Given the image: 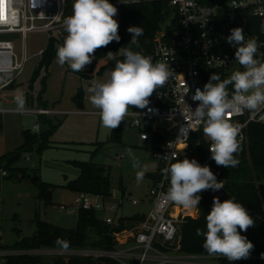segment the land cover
<instances>
[{
	"label": "built area",
	"instance_id": "2783aa9c",
	"mask_svg": "<svg viewBox=\"0 0 264 264\" xmlns=\"http://www.w3.org/2000/svg\"><path fill=\"white\" fill-rule=\"evenodd\" d=\"M166 1L173 8L172 20L168 29L161 25V30L154 38L151 57L154 63H166L172 76L162 87L156 89L145 109L130 107L129 115L122 122L124 128L136 129L140 139L149 143L150 157L158 162V168L151 177L153 185L149 189L152 209L139 220L129 222L119 216V212L127 201L139 203L130 193H111L105 196L78 192L75 197L77 211L70 209L69 212L78 213L80 209L93 210L95 213L108 212L103 221L109 235L114 237L119 247L115 250L69 248L67 251H61L57 247L14 249L2 247L0 239V256L4 260L10 255H29L44 257L45 264H55L57 259L68 262L71 258L89 257L110 258L120 264H135L136 261L137 264H206L202 261L212 257L170 255L171 252H180L181 225L188 216L196 217L198 208L185 209L167 200L170 180L162 175L161 169L165 167V161L160 156L175 151L178 159H195L201 166L212 161L209 151L211 141L203 135L202 125L193 122L196 131H189L187 139L181 136L180 128L186 126L181 111L188 106L195 109L198 102L192 101V95L197 88L203 90L212 73L224 71L228 77L234 68L243 70L234 59L236 47L229 45L225 39L232 28H242L246 40L256 39V56L264 59V0H235L237 7L230 6L233 0ZM109 2L118 7L129 3L121 0ZM66 11L67 0H0V36L21 34L25 41L31 31L51 35L64 26ZM28 60L25 47L23 57L17 59L14 41L0 39V93L17 81ZM33 113L47 116L55 112L41 108ZM169 117L173 119L170 120ZM227 118L240 129V143L247 140L250 124L264 126V110L255 115L244 110L229 114ZM33 131L38 132L39 127L34 126ZM145 135L147 139H144ZM170 142L171 148L168 147ZM184 144H187L186 148L181 147ZM202 145L206 146L205 160L198 152V147ZM1 174L7 176L8 172L1 170ZM197 195L202 198L203 191ZM61 208L65 210L66 206L62 204ZM131 240L132 245L125 246Z\"/></svg>",
	"mask_w": 264,
	"mask_h": 264
},
{
	"label": "clouds",
	"instance_id": "9594fccd",
	"mask_svg": "<svg viewBox=\"0 0 264 264\" xmlns=\"http://www.w3.org/2000/svg\"><path fill=\"white\" fill-rule=\"evenodd\" d=\"M230 6L237 7L235 0ZM117 13L118 9L109 0H74L72 15L63 21L67 35L62 45H56V62L61 66L67 64L74 72H81L93 63L97 49L113 41L119 43V24L114 19ZM127 31L131 40L123 49V59H116L109 52V57L116 60L114 70L106 81H96L86 90L91 93L90 103L99 109L102 125L112 130L129 115L130 107L145 109L156 89L172 76L166 63H154L150 55L133 51L132 46L139 47L138 38L144 34V29L130 26ZM225 39L236 47L234 59L243 70H235L223 80L219 74L212 73L203 90L197 88L192 95V101L198 102L195 109L188 106L181 111L186 126L180 128V133L183 139H187L189 131H196L193 122L202 125L203 135L211 141V159L217 166L234 168L240 163L235 155L242 150L238 141L240 129L227 117L244 110L253 115L264 110V59L256 56L257 40H246L242 28H232ZM188 91L189 88L185 95ZM15 102L16 111L22 112L25 107L23 95H17ZM144 139H147L146 135ZM168 147L171 148V142ZM181 147L186 148L187 144ZM127 153L132 167L140 169L141 163L133 150L128 148ZM160 158L165 161L162 175L170 180L166 198L185 209L197 208L201 199L197 193L223 189V183L217 180L210 167L201 166L195 159H178L175 151ZM143 179L144 171H137L136 182ZM205 219L206 231L197 228L196 235L204 237L203 248L209 256H222L229 261L249 258L254 245L241 232H246L255 222L241 203L234 198L221 202L214 197ZM54 243L61 251L70 248V242L60 237Z\"/></svg>",
	"mask_w": 264,
	"mask_h": 264
},
{
	"label": "rangeland",
	"instance_id": "374dc122",
	"mask_svg": "<svg viewBox=\"0 0 264 264\" xmlns=\"http://www.w3.org/2000/svg\"><path fill=\"white\" fill-rule=\"evenodd\" d=\"M73 2L67 0L66 17L72 15ZM115 7L118 13L114 19L120 26V8L117 5ZM172 16L173 8L168 2V8L163 13L164 29L169 28ZM51 35L58 38L62 45L67 33L62 26ZM49 38L50 34L42 31L29 32L25 41L21 34L0 36V39L14 41L17 59L23 57L24 47L29 58L17 81L0 93V154L16 152L21 148L26 143L25 130L36 134L34 149L21 152L14 164L15 169H4L9 172L7 176H2L0 171V239L3 247H12L22 239L32 237L37 230L36 219L67 228L76 227L77 193L68 189L67 184L77 179L81 170L73 161H92L109 167L112 193L119 195L121 188L128 189L139 200L138 204L127 201L120 215L132 216L137 212L148 213L152 209L149 189L153 181L148 174L157 170L158 162L150 157L149 143L141 140L134 128H123L121 141H113V130L102 125L99 109L90 103L91 93L86 91L94 82L109 78L112 68L106 67L100 72L109 62V57L99 58L94 66L87 65L81 72L72 71L67 64L59 65L55 58L33 80L42 58L41 52L48 46ZM80 91L83 92L82 98H76ZM19 94L25 99L22 112L16 111L15 97ZM41 108L55 113L47 116L33 113ZM34 126L39 127L38 132L33 131ZM42 134L48 136L49 142L48 146L39 150L44 142ZM97 148L100 150L96 151ZM128 148L139 159L140 169L132 167ZM18 170L23 172L17 180ZM140 170L144 171V179L137 183L136 172ZM41 182L54 186L51 202L39 198ZM62 204L66 206L65 210L61 208ZM70 209L76 211L71 213ZM107 213L102 211L96 215L103 219ZM170 255L180 256L182 253L171 252ZM217 258L211 257L202 262L219 264ZM3 263L4 258L0 256V264Z\"/></svg>",
	"mask_w": 264,
	"mask_h": 264
},
{
	"label": "trees",
	"instance_id": "16d2710c",
	"mask_svg": "<svg viewBox=\"0 0 264 264\" xmlns=\"http://www.w3.org/2000/svg\"><path fill=\"white\" fill-rule=\"evenodd\" d=\"M119 8L120 26L118 34L121 39L119 43L114 41L106 47L97 49L95 51V59L92 63L93 66L99 58L109 57V52H112L116 59H123V49L128 46L131 40V34L127 31L130 26H140L144 29V34L138 38L139 47L132 46L133 51H139L146 56H152L154 38L161 30L163 13L168 8V2L166 0H138L122 4ZM58 44H60V40L50 35L48 46L41 53L42 58L33 80L39 77L45 65L51 64L56 58V45ZM108 61L100 72L106 67L114 70L116 60L109 57ZM217 74L220 75L221 80L227 78L226 72L224 71L217 72ZM229 91H231V86H229ZM82 95L83 92L80 91L76 98H82ZM1 127L2 119L0 118V129ZM123 128L121 123L119 127L113 129V141H121ZM247 133V140L240 143L242 150L235 154L236 158L240 161L237 167L225 168L223 166H217L214 160L210 161L207 165L216 175L217 180L223 183V190L227 193L228 199L234 198L236 202L241 203L255 222L254 226L249 227L246 232H241V235L246 236L254 245L249 258L229 261L222 256H212L218 257L219 264H264V126L250 124ZM24 135L26 137V143L16 152L0 154V171L4 169H9L8 171L14 170V164L21 155V152L34 149L33 145L36 140L33 139H36V134L31 130H25ZM42 135L44 142L39 146V150L48 146L49 142L48 136L45 134ZM99 148H101V145ZM99 148L96 151H99ZM198 152H200L202 159L205 160L206 146L202 145L198 147ZM73 163L80 168L81 174L77 179L67 184L68 189L76 193L91 192L105 196L111 195V172L109 167L92 161H73ZM17 172L19 173L20 171L18 170ZM21 172L20 174H22ZM53 187V185L41 182L39 198L44 199L46 202H51L54 191ZM213 192L211 189L203 191L202 198L197 206V216H188L182 223L179 238L180 252L182 254L209 256L203 248L204 237L197 236L196 229L200 228L206 231L205 217L212 208ZM77 214L78 219L75 228H67L48 221L36 219L37 230L32 237L24 238L14 246H4V248L34 249L57 247L54 243L57 237L69 241L70 248L92 247L108 250H115L117 248L118 243L113 236L109 235V230L104 221L99 219L93 210L80 209ZM136 219L137 217H133L132 221ZM45 263L46 259L44 257L10 255L5 257L3 264ZM55 264L120 263L110 258L97 259L95 257H89L87 259L71 258L68 262L64 259H57Z\"/></svg>",
	"mask_w": 264,
	"mask_h": 264
},
{
	"label": "crops",
	"instance_id": "0c3cea01",
	"mask_svg": "<svg viewBox=\"0 0 264 264\" xmlns=\"http://www.w3.org/2000/svg\"><path fill=\"white\" fill-rule=\"evenodd\" d=\"M41 53H42V52H41ZM152 174H153V173L148 174V175L150 176V178L152 177ZM151 179H152V178H151ZM125 192H128V193L131 194V191H128V189H123V188H121V193H125ZM143 214H145V213H143V212H137V213L133 214L132 216H122V215H120V214H119V216H121V217L124 218V219H127L129 222H130V221H131V222H134V221L139 220V218L142 217ZM133 217H134V218L137 217V219L134 220V221H132V218H133ZM99 219L104 220V218H103V219H102V218H99ZM132 242H133V240L129 241L125 246H131V245H132ZM123 247H124V246H123Z\"/></svg>",
	"mask_w": 264,
	"mask_h": 264
},
{
	"label": "water",
	"instance_id": "95a60500",
	"mask_svg": "<svg viewBox=\"0 0 264 264\" xmlns=\"http://www.w3.org/2000/svg\"><path fill=\"white\" fill-rule=\"evenodd\" d=\"M20 178H21L20 173H17L16 179L18 180ZM213 195H214V197H218L221 200V202L228 199V195L223 189H220L218 191H214Z\"/></svg>",
	"mask_w": 264,
	"mask_h": 264
}]
</instances>
